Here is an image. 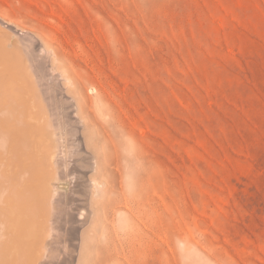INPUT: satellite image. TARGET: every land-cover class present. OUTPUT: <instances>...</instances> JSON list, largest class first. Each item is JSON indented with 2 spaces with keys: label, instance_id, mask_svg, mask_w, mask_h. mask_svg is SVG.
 Segmentation results:
<instances>
[{
  "label": "rangeland",
  "instance_id": "obj_1",
  "mask_svg": "<svg viewBox=\"0 0 264 264\" xmlns=\"http://www.w3.org/2000/svg\"><path fill=\"white\" fill-rule=\"evenodd\" d=\"M0 19L44 67L49 108L75 113L64 124L95 161L91 194L119 201L87 233L93 251L128 206L145 245L112 256L123 264H264V0H0ZM120 124L159 168L141 213L123 200L139 197L136 167L105 143Z\"/></svg>",
  "mask_w": 264,
  "mask_h": 264
},
{
  "label": "bare ground",
  "instance_id": "obj_2",
  "mask_svg": "<svg viewBox=\"0 0 264 264\" xmlns=\"http://www.w3.org/2000/svg\"><path fill=\"white\" fill-rule=\"evenodd\" d=\"M4 25L0 24V264H123L112 256H132L137 250L136 244L145 245L142 241L145 231L131 226L132 210L127 206L130 211L121 215L122 220L118 222L120 231L114 226H104L102 240L96 250H92L93 239H89L87 233L93 231L96 234L101 218L105 223L114 222L115 215L111 210L119 201L116 196L106 194L107 188L100 194H91L95 181L92 172L96 165L91 161V152L85 150L87 144L80 142V126L73 120L75 113L72 114L70 109L71 116L65 110L69 116H65V121H76L74 126L79 131L65 125L61 115L52 108L57 107L52 106L54 100L49 108L51 96L46 97L40 88L47 84L42 82L44 85L41 86L40 77L38 81L35 75L38 70H33L37 63L32 68L34 59L28 58L29 54L23 50L22 39L26 37H19L11 26L9 30ZM66 108L67 104L63 109ZM106 113L118 120L114 109L109 107ZM118 126L125 133L124 139L112 129L109 131L112 133L104 137L105 143L118 166L133 163L136 167V173L131 174L139 181V197L125 194L123 200L128 204L132 201L134 209L141 213L146 202L143 193L148 183L157 179L159 168L135 147L123 125ZM76 131L79 134L74 136ZM92 136L93 132L89 131L88 140ZM101 160L105 164L107 156L103 154ZM85 225L88 227L82 229ZM66 242L68 252L59 259L56 254L64 253ZM155 256L160 258V253L156 252Z\"/></svg>",
  "mask_w": 264,
  "mask_h": 264
}]
</instances>
